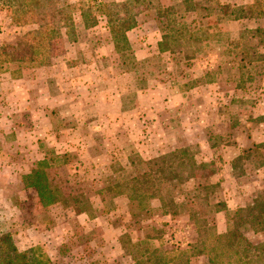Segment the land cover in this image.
Here are the masks:
<instances>
[{"label": "rangeland", "instance_id": "obj_1", "mask_svg": "<svg viewBox=\"0 0 264 264\" xmlns=\"http://www.w3.org/2000/svg\"><path fill=\"white\" fill-rule=\"evenodd\" d=\"M182 1L155 3L164 10ZM209 1L208 10L188 13L182 21L191 32L196 26L209 36L188 47L194 53L188 59L170 53L155 19L157 9L140 11L128 44L118 39L116 51L106 15L119 12L127 19L118 7L134 6L131 0H57L60 14L39 30L45 34L34 47L40 53L0 64V233L10 235L18 251L40 247L51 264H135L118 242L130 235L170 254L174 264H205L211 246L203 242L225 233L230 214L264 193V167L245 157L239 164L244 174L236 177L234 163L239 149L264 144V54L258 53L247 69L235 59L238 30L264 26V0H237L248 2L238 7L249 20L237 25L220 22L221 8L231 0ZM36 24L16 26L0 6V47L16 46L41 27ZM258 29L253 36L247 33L245 42L260 48ZM176 95L184 100L171 103ZM81 99L95 100V114L104 117L107 109L108 118H91L87 129L74 135L70 129L77 123L67 114ZM68 138L80 141L65 147ZM174 150L199 154L205 162L195 163L209 166L193 171L195 183L161 186L176 200L172 210L151 202L154 212L148 216L123 195L117 197L130 178L141 176L144 163ZM41 162L52 166L48 173L70 169L72 185L81 186L95 219L88 222L59 206L44 213L36 193L22 182ZM119 181L125 185L110 188ZM198 184H218V190L195 200ZM222 206L228 215L215 212ZM243 233L253 244L264 242L263 233Z\"/></svg>", "mask_w": 264, "mask_h": 264}, {"label": "trees", "instance_id": "obj_2", "mask_svg": "<svg viewBox=\"0 0 264 264\" xmlns=\"http://www.w3.org/2000/svg\"><path fill=\"white\" fill-rule=\"evenodd\" d=\"M131 1L135 5L130 7L132 3L128 4L130 8H127V6L118 7L119 10L120 8L121 10L123 9L125 14H129L127 19L122 20L119 18V12L106 15L108 18V29L116 51L119 48L115 41L120 39L127 43L126 34L137 26L141 12H147L152 9H157L155 19L159 23L162 40H168L169 42L171 54H183L188 59L190 55L194 54L188 47H191L192 44L200 46L207 42L209 36L201 35L196 26H194L197 28L196 33L191 32V26L188 25L186 27V24L182 21L188 13H197V10H208L212 1L205 0V2L210 4L203 5L202 0H183L181 3L164 10L159 9V6L155 3L156 0ZM215 2L219 3L217 0ZM56 4L57 0H0L1 9L9 15L12 24L20 26L38 23L41 25L38 30L29 32L26 38L19 41L16 46L0 47V64L24 61L25 55H38L40 53L34 47L38 48L41 45L42 41L45 40V34L39 32V30L60 14L61 11L56 9ZM137 9L139 10L136 13L130 12ZM221 9L223 11L220 22L236 21L247 17L244 7L226 4ZM94 25L91 27H94ZM193 25L195 24L193 23ZM257 32H259V29L254 32H241L239 42L236 43L238 51L235 52V59H238L244 69L258 61L256 56L259 52L255 49L256 47L245 42L247 41V33L253 36ZM260 33L262 34V32ZM20 57H22V60ZM0 69H2L1 65ZM238 151L240 156L235 159V162L234 160L232 161L238 164L235 170L238 173L236 177H241L244 174V170L239 169V164L245 157L248 160L247 162H251L255 167H264V161H258L264 158V144L239 149ZM197 157L196 154H191L189 150H174L168 155L159 157L157 160L146 162L144 163L145 170L141 176L130 178L127 181V186L123 188L124 190H121L120 194H117V197H122L120 195H123L129 203L148 216L154 212L151 202H157L160 210L167 207L172 210L176 200L171 196L167 197L165 188L161 189V186L172 181H178L182 185L195 183L197 178L193 171H197L199 168L205 169L209 166V164L205 163L197 165L195 162H205L199 161ZM50 166L45 162L38 163L35 169H32L29 174L22 178L25 188L31 189L36 193L39 205L45 211L44 213L48 214L51 209L59 206L63 210L74 211L78 216L84 215L88 222L95 219L92 203L83 192L81 186L79 184L72 185L70 169L66 167L63 170V174L60 175L56 172L48 173L47 170ZM152 168L156 170L152 172ZM124 185L125 183L119 181L111 185L110 188ZM217 185H215L216 187L214 186L215 189L211 184H198V191H196L198 195H193V198L198 200L202 196L210 197L213 194L215 195L218 190ZM175 188L176 185L173 189ZM162 191L165 196H163ZM112 197L117 198L115 196ZM221 211H225L227 215L229 213L225 206L215 212ZM165 213L169 214L171 212L165 211ZM230 215V225L226 232L217 234L209 243L203 242L204 247L207 244L211 246L207 250L209 255H207L205 264H264V242L253 244L243 233L246 230H251L256 234H264V193L255 196L251 203L243 208L234 210ZM43 223L46 226L49 225V219L46 215H44ZM118 242L124 253L129 255L135 264H174L173 261H169L170 254L158 249L153 251V248L146 241L134 242L129 235L125 236V238H119ZM139 246H144V250H140L138 253L136 250ZM0 264H51V260L47 254L41 251L40 247H34L24 252L18 251L12 237L8 234L0 233Z\"/></svg>", "mask_w": 264, "mask_h": 264}, {"label": "crops", "instance_id": "obj_3", "mask_svg": "<svg viewBox=\"0 0 264 264\" xmlns=\"http://www.w3.org/2000/svg\"><path fill=\"white\" fill-rule=\"evenodd\" d=\"M227 4H230L232 6H237V7L240 6V5L241 6L243 5L245 7V6L248 5V2L246 3V2L240 1V4H239L237 0H234V1L231 0V2H228ZM245 21L249 22V20L246 18L245 20L242 19V20H236V21H228V22H226V24H236L237 25L240 22H245ZM248 27L249 28L248 29H245V30L244 29L243 30H238V32H237L238 33V37H240L241 32H243V31H246V30L247 31L248 30L250 31V30H255L256 28H260V30L262 32V35H263V37H262L263 44L261 45L260 48H257L256 47L255 49L259 53H263L264 54V26L262 27V26H259L258 25V26H255V27H252V26H248ZM128 33L126 34L127 39H128ZM228 36L230 38L231 37V34H228ZM183 100H184L183 99V96L176 95L175 97L172 98V101L173 102H171V103H175V102H179L180 103ZM47 101H48V103H49V105L51 107L52 106L50 104L51 102L49 100H47ZM88 101L89 102H86V100L81 99V102H80V100H77V101L75 100L74 102H72V104H70L72 111L67 114V117L69 119H75L76 120L77 126L73 125L71 127V129H70V133H73L74 135H76L77 132H79V135H80V132H81L82 128L87 129L88 124H87L86 121H88L89 119H91V118H94V119L99 118L101 120L102 119L107 120V118H108V110L107 109H106V113H105L104 117L102 115H100V114H95L97 112V109H98L97 106H96V111H94V109L92 107V105L95 104V102H94L95 100H92V101L91 100H88ZM98 113H99V111H98ZM45 117H46V115H45ZM89 129H91V128H89ZM96 130H94V131H96ZM78 141H80V140H71L70 138H68L67 141L64 143V146L65 147H69L72 144L78 143ZM48 232H50V231H47V233Z\"/></svg>", "mask_w": 264, "mask_h": 264}]
</instances>
